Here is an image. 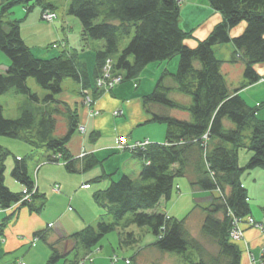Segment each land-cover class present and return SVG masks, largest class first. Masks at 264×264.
Listing matches in <instances>:
<instances>
[{
	"label": "trees",
	"instance_id": "obj_1",
	"mask_svg": "<svg viewBox=\"0 0 264 264\" xmlns=\"http://www.w3.org/2000/svg\"><path fill=\"white\" fill-rule=\"evenodd\" d=\"M30 1L0 0V50L10 60L7 69L0 72V98L14 89L32 101H44V105L24 108L17 118H7L0 101V135L24 139L33 149L45 147L51 152L50 162L63 160L65 167L75 172L78 160L70 154L67 143L79 126V117L75 109L56 99V95L62 92L67 78L87 88L91 83L85 67L73 55L65 52L47 58L35 55L22 36L20 21L5 19L17 4H26L31 10ZM208 1L223 20L195 47H189L186 40L192 31H185L180 25V0H71L67 12L80 20L83 39L105 43L96 51L95 79L102 74L108 58L113 60L115 73L130 81L150 64L178 56L177 70L164 71L143 101L148 111L152 104L188 112L189 118L153 114V121L166 125L165 141L154 142L138 153L143 160L138 179L124 174L111 179L104 190L95 192L96 202L105 210L100 220L95 226L88 225L69 236L75 242L69 252H62L56 243H51L48 264L61 259L78 264L80 247L90 251L117 227L128 228L131 224L148 227L156 237L152 245L178 254L181 264L240 263L242 253L231 232L236 219H244L252 212L242 174L264 169V119L259 117L264 101L250 105L240 91L260 80L255 66L264 63V0ZM34 2L41 5L42 12L55 8L50 2ZM242 23L246 24L244 31L232 37L231 30ZM129 37L130 41L122 48L121 44ZM229 42L235 47L231 61L244 63V81L235 89L230 88L222 71L223 61L214 51L215 46ZM29 78H34L48 92L43 99L32 92ZM167 78L173 85L166 84ZM173 92L189 96L190 102L171 98ZM58 115L66 117L68 127L60 136L56 134ZM246 131H250L248 146L244 142ZM243 147L251 153L248 162L241 165L239 150ZM9 153L0 145V207L8 209L21 201L32 212L41 211L46 195L39 193L38 188L28 201L23 199L24 191H13L5 184ZM80 161L82 172L102 164L95 154L81 157ZM189 167L197 172L195 184L200 189L218 192L203 208L201 229L202 235L217 245L216 252L209 251L189 232L186 218L178 219L157 209L163 199L172 197L176 179L185 176ZM11 174L27 192H32L36 181L29 174L26 158L15 159ZM102 179L103 176L97 180ZM5 225L4 221L0 223V234L4 233ZM126 234L125 241L136 242L133 232ZM35 235L47 241L50 233L41 230ZM71 255L75 258L70 259ZM136 256L137 253L128 264H137ZM259 264H264V250Z\"/></svg>",
	"mask_w": 264,
	"mask_h": 264
},
{
	"label": "crops",
	"instance_id": "obj_2",
	"mask_svg": "<svg viewBox=\"0 0 264 264\" xmlns=\"http://www.w3.org/2000/svg\"><path fill=\"white\" fill-rule=\"evenodd\" d=\"M204 2L208 3L207 0ZM195 7L194 0H185V7H183L182 4L180 6V9H183L182 12L188 11V14L194 17V25L190 26V28L186 27V29L193 30L199 19L198 11ZM40 10L42 14V9ZM53 10H55L58 15L56 6ZM206 10L208 18L203 20L204 25L206 24L203 29L205 35L209 34L215 28V26L223 20V16L220 12L216 10L213 11L212 9ZM54 23V27L51 25L52 29L50 30L49 35H46L47 38H44L43 34H40L39 30H36V28L40 26V23L33 20L30 21L33 31L25 32L24 28L21 26L22 36L26 43L31 47L34 54L36 50L42 51V54L40 55L44 57L43 55H45V51L43 52V50L54 48L57 50V54L65 52L68 55H73L76 58L78 64L80 63V66H83L84 60L81 58L78 59L79 57H76L75 53L73 52L74 48H72L70 44L71 40L73 39V37H71L70 30L72 27L71 20L66 16L60 17L58 15V19ZM245 27L246 24L242 23L236 28L232 29L230 33L231 36H239L244 31ZM198 31H194L193 37L186 41L187 46L195 47L200 40L206 38L201 35L203 31ZM80 32L82 35L81 25ZM57 40H63L64 42L59 44V42H56ZM82 41H84V43L87 45L92 43L90 40H84L83 36ZM104 44L105 43L102 42L101 47L98 50L102 49ZM225 44L226 45L222 44L219 45L218 48H215V52L216 55L223 61V73L232 76V66L229 63L227 57L229 55L228 51L232 54L235 50V47L231 42ZM58 47H60V49H58ZM1 60L3 66H0V72H4L10 64V60L3 59L2 57ZM169 64H171L170 60L159 62L157 65L156 63H152L144 69L138 78L127 82L124 81L117 85L112 91L97 92L96 95L94 94V100L96 101L95 107L100 111L98 116L91 115V109L88 107L89 105L86 106L84 96L81 93L82 84L79 82L75 83L77 84L76 86L78 96L74 95L71 99L72 103H70L74 106L72 109H75L78 113L79 125L85 127V131L83 132L77 128L67 143V148L69 149L70 154L74 159L78 160L76 162L77 170L75 172H71L66 167L65 169L66 172L68 171L70 174H78L79 177H75L73 179L74 183L69 184L72 179L71 177H67L65 175V171L63 169H60L62 167L57 166L55 170L58 173L55 171L56 175L49 174L52 167L43 165L39 168L37 171V187L39 193L46 195V201L48 195L50 200L53 201V207L50 209L52 211L51 213H47L43 211V208L39 212H32L26 206L17 205L13 206L12 209L0 211V223L4 221L6 224L4 233L0 234V264H48V260L52 254L50 247L51 243H56V247L62 252L71 251L75 242L69 239V236L80 231L88 225L95 226L93 222L99 221L100 216L105 211L101 205L98 204V206L96 204L97 202L95 203V192L104 190L108 186L111 179H118L124 174L131 177L129 174L130 171H136L135 174H137V179L139 178V174L142 169L141 163L134 160V157L128 153V151L122 153L114 151L113 146L116 143L117 136L121 135L127 136L131 142L134 140H143L145 138H149L153 142L165 141L166 128L162 125L158 127L155 125L158 122L152 120L153 114L159 113L160 108L157 105L150 104L148 106L150 111H148L144 105L143 99L146 95L153 91L156 83L164 71H169L171 73L173 72V70L168 68ZM239 69V73H241L244 70V66L240 67ZM255 69L260 76V80L240 91V95L252 105H258L264 101V63L257 64ZM87 74L91 86H94L95 76L93 75L94 79H91L90 74L88 72ZM246 92L250 93V97L245 95ZM4 96H6V94L1 97ZM60 101L67 103L66 101H63L62 98ZM116 110H122L123 114L116 117L113 114V112ZM140 127L142 128L139 129ZM67 130L68 127L66 125L65 133ZM157 130H162L165 132L164 140L160 138V135L162 134H155ZM1 140L3 139L0 138V142ZM84 153L86 155L95 154L98 159L102 160V164L95 166L87 172H82L80 158ZM110 155H115L119 159L121 158V161H119L117 166H111L109 162H105L106 156ZM42 172L48 173L47 177H42ZM102 176L103 179L101 181L103 182V185L98 184L93 186V184H91L93 182H100L97 179ZM183 177L186 179L185 181H178V190H181L180 187H183V189L185 187L191 191L195 204L194 207L201 209V211L197 213L198 215H196L191 222V218H186V227L188 229L189 223L194 225V232L190 231V228L188 230L195 238L200 237L201 240V238H203L201 229L205 217L203 208L206 207L208 203H210L212 195L214 194L217 196L218 192L214 191L212 193L200 189L195 184L198 178L197 172L192 168H190ZM19 183H14L12 179H8L7 181L9 188H13L16 192L25 191V186H23L21 183V185H19ZM86 184H90V187H83ZM56 185L59 186L58 191L54 189ZM244 185L247 188V192L249 191V187H252L250 184ZM252 193L254 194V192ZM207 198L209 200H207ZM255 200L257 201L256 203L261 204L260 206L257 204H251V216L256 219L257 225L249 224L246 221V218H244L243 222L240 224V228L243 231V236L241 239L235 240L242 253L239 264H259L261 261L262 252L264 250V192L261 193V195L257 194ZM67 201L69 202L68 207H66ZM251 201L252 198L250 197V202ZM73 205L78 210V217L77 213H70L73 211ZM83 209H85V211L89 210V216L86 218L83 216V218L80 219L79 216ZM69 215L70 218H66ZM168 215L181 219L179 218L180 216L174 214L173 212ZM41 230H49L50 235L48 240L45 241V243H41L40 240L33 243V237ZM67 238L69 240H67ZM148 248L149 247H140L136 252V257H141V254ZM144 256L141 258L140 263Z\"/></svg>",
	"mask_w": 264,
	"mask_h": 264
},
{
	"label": "rangeland",
	"instance_id": "obj_3",
	"mask_svg": "<svg viewBox=\"0 0 264 264\" xmlns=\"http://www.w3.org/2000/svg\"><path fill=\"white\" fill-rule=\"evenodd\" d=\"M34 1L35 0H31L30 1L31 3L28 4V5L33 4V7L31 10H28V6L26 4L15 5L11 9L10 13H8L5 16V19L6 20H19L20 25L24 28L25 32L33 31V28L30 24V21L33 20V21L39 22L40 26H38V28H36V30H39L40 34H43L44 38H47L46 35L48 36L50 33V30L52 29L51 25H53V27H54V25H55L54 22L58 19V17L53 22H49V21L43 19L42 15H41V10H40L41 5L38 4V2H34ZM204 1H206V0H194V7L196 6L195 8L198 11L199 19H198V21L194 27L195 29L193 28V30L192 29H186V27L190 28V26L194 25V22H193L194 17L191 16L190 14H188V11L182 12L183 9L180 11V25H181L182 29L185 31H190V30L192 31V35L188 39H191L193 37L194 31L195 32L198 30L203 31L201 35L204 36V38L207 37L212 32L211 31L209 34L205 35L203 29H204L206 24L204 25L203 20L204 19L206 20L208 18L206 9H212L213 11H215V9L210 5L208 0L207 1L209 4L204 2ZM46 2H50L57 7L58 15L60 17L66 16L67 18H69L71 20L72 27L70 28V30H71V37H73V39L71 40V43H70L71 47L74 48L73 52L75 53L76 57H79L78 59L81 58L84 60L83 66L85 67L86 71L90 74L91 79H94L93 75H94V70H95V65H96V50H98L101 47V43L104 41L103 40H90L93 43V44L91 43L90 45H87L84 43V41H82V35L80 32V25H81L80 20L78 18H76L75 16L69 15L68 12H66L68 10V7H69L71 0H43V3H46ZM181 4L183 5V7H185V0H180V6H181ZM199 5H202V6H199ZM206 6H209V7H206ZM51 10L55 12V10H53V9H51ZM28 34H30V33H28ZM63 40H57L56 42H59V44H60L61 42H64ZM129 41H130V37L126 38L123 41V43L121 44V47L124 48L128 44ZM224 45H226V44H224ZM218 47H219V45L215 46L214 51H216L215 48H218ZM58 49H60V47H58ZM44 51H45V53H44L45 55H43V56L44 57L46 56L45 58L57 55V50L54 48H49L48 50L47 49L43 50V52ZM35 54L37 56L42 57V55H40V54H42V51L36 50ZM215 54H216V52H215ZM228 54L229 55H228L227 59L229 60V63L232 66L231 68H232L233 74H232V76L225 74V73L224 74L226 76V79L228 81L230 88L235 89V88L240 87L244 81V77H243L244 70L241 73H239L240 72L239 68L244 66V63L242 61L232 62L231 58L233 56V53L231 54L228 51ZM1 57L3 59H8V57L5 55V53L0 50V66H3ZM170 61H171V64L168 65V68L173 70L172 73H174L177 70V66H178V56L176 58L170 60ZM157 64L158 63H156V65ZM79 65H81V64L79 63ZM96 79H95V83H96ZM125 82H127V81H125ZM165 82L168 85H173V81L170 78H167ZM75 83H76V81H74L71 78L65 79L63 81L62 92L59 93L58 95H56V99L61 100V98H62L63 101L67 102V104L70 108H74V106L71 104L72 103L71 99L73 98L74 95L78 96L77 86H76L77 84H75ZM28 86L31 88L32 92L38 94V96L41 99H43L45 97V95L48 93L46 90H44L43 88H41L37 84V82L35 81L34 78H29ZM94 86H89L88 88H90L93 92L97 91ZM86 88L87 87H84L82 85L81 93L84 96L85 104H86V106L89 105L88 107L91 109L90 110L91 115L98 116L100 114V111L95 107L96 101L95 100H93V101L88 100V95L84 91ZM245 95L249 96L250 93L246 92ZM169 96L175 100L182 102V103L190 102L189 96L178 93V92L170 93ZM0 101L4 105V108H5V114L4 115H6L7 118H17L20 115V113L23 111L24 108H34L37 105H39V106L44 105V101H40V102L32 101V100L28 99L27 96L17 93L14 89L10 90L6 94V96L1 97ZM250 105H252V104H250ZM75 106H76V104H75ZM61 110L66 112V109H64V108H61ZM117 111L121 112L122 110H116L113 112V114ZM159 113L173 114V116L179 117V118H189L188 112L176 110V109L160 108ZM122 114H119V116H121ZM11 116H15V117H11ZM259 117L264 119V108H262L259 111ZM66 125H67L66 117L63 115H58L57 116V125H56V134L59 136L64 135L65 130H66ZM155 125H157L158 127L160 125H162L166 128V125L164 123H162V124L157 123ZM80 127H81V125L78 126L79 129H80ZM141 128L142 127H140L139 129H141ZM155 134H162V135H160V138L162 140L165 139V132H163L162 130H160V131L157 130L155 132ZM244 134H245L244 142L248 146L249 145V138L248 137L250 135V131H246ZM121 136H125V135H121ZM121 136H117V138H116V143L113 146L114 151H116L118 153L128 151V153H130L134 157L133 159L136 160L137 162H140L142 165L143 160H141L137 156L138 153L140 151H145L149 147V145H151L154 142L151 141L149 138H145L143 140H134L133 142L148 141V145L144 149L138 148L136 150H130V149L121 150L120 148H118L119 138ZM125 137L128 139L127 136H125ZM0 138L3 139V140H1L0 145L3 146L5 149H7L10 152L7 159H6L5 184L7 186H8V184H7L8 179H12V181L14 183H17V184L19 183L18 181L15 180V178L11 174L12 166L14 165L15 159L17 157H23V158L27 159L29 174L32 176V178L35 181H37V175H38L37 171L43 165H46L48 167H52L50 169V172H49V174H51V175L52 174L56 175L57 171L55 169L57 168V166L62 167L60 169H63L65 171V175L67 177H71V179H72L69 184H73L74 183L73 179L75 177H79L78 174H75V173L70 174L68 171L66 172L63 160L61 162H58V163L50 162L48 160V156L51 155V152L48 151L47 148H45V147L33 149V147L31 146V143H29L28 141H26L24 139L11 138V137L2 136V135H0ZM129 142H131V141H129ZM250 153L251 152L246 147L245 148L243 147L239 150V163L241 165L246 164L248 162V160L250 158ZM84 156H86L85 153L82 155V157H84ZM106 161L109 162L111 166H117L119 161H121V158L119 159L115 155H110V156H106L105 162ZM188 170L189 169H187L186 173L188 172ZM135 172L136 171H130L129 172L130 176L133 179H137V174H135ZM258 173H261V174H258ZM47 175H48V173H46V172L41 173L42 177H47ZM254 178H257V179H254ZM185 179H186L185 177H178L176 179L175 189L173 191L172 197L170 199H163L157 209L164 211V212H167L168 214H171V212H173L174 214H177L178 216H180L179 218H181V219L182 218H191V220H190V222H191L194 219V217L196 215H198L197 213L200 212L201 209L194 207L195 204H194L193 195H192L191 191H189L185 187H184V189H183V187H180L181 190H178V187H177L178 181H180V180L185 181ZM242 180H243L244 184H246V185L250 184L252 186L251 188L249 187V191H248L250 197L252 198L251 204L252 205L257 204L260 206L261 204L256 203L257 201L255 200V198H256L257 194L261 195V193L264 192L263 191L264 169L263 168H256L253 170H248L242 174ZM91 184H93V186H96L98 184L103 185V182L102 181L93 182ZM19 185H21V184L19 183ZM37 188L38 187H37V183H36L32 192H27V190H25L24 191L25 195H24L23 199L30 201L32 198V195L36 192ZM11 189L14 190L13 188H11ZM54 189L56 191H58V189H56V186L54 187ZM92 191H94V190H92ZM72 192H74V191H72ZM252 192H254V194ZM47 195H48V193H47ZM26 198H28V199H26ZM207 200H209V199L207 198ZM52 203H53V201L50 200V197L48 195L46 205H45L43 211H45L47 213H51L52 210H50V209H51V207H53ZM95 203H96V201H95ZM210 203H211V201H210ZM210 203H208V205ZM21 204H22V202L19 201L18 203L12 205V207L15 205L24 206ZM96 204L98 205V203H96ZM68 205H69V202L67 201L66 207H68ZM12 207L8 208V209H12ZM72 208H73V211L70 213L71 214L77 213V217H78V212H77L78 210L75 208L74 205L72 206ZM1 210H7V209H3L2 207H0V211ZM88 212H89V210L85 211V209H83L79 218L82 219L83 216L86 218L87 216H89ZM66 218H70V215L67 216ZM97 222L98 221H94L93 224L96 225ZM193 228H195L194 225L189 223L188 229L190 231L194 232L195 229H193ZM47 231L49 232V230H47ZM127 232H133L134 237L137 239V241L136 242L133 241L131 243L130 242L128 243L127 241H125V239L128 238V235L126 234ZM198 239L200 240V237H198ZM38 240H40L41 243H45V240L41 239L37 235H35L33 237L32 242L35 243ZM155 240H156L155 235L152 233V231L148 227H139L135 224L129 225L128 228L127 227L124 228V227L119 226L114 231L105 235L101 239V241L98 243V245L95 246L90 251H87L83 247H80V249L77 252L79 255L78 257H80L78 264H128L129 260L136 255V252L139 250L140 247H146V248L149 247V248L141 254V257H138V258L136 257V263L137 264H138V262H139V264H156V263H159V264H181V257L178 254L172 253V252H164V251L158 250L156 247H154L152 245V243ZM201 242L211 252H216L218 249L217 245L214 243V241L211 238L205 237L204 235H203V238H201ZM71 256L72 257H70V259L75 258L74 255H71ZM143 256H144V258L142 259V261L140 263V260ZM55 264H69V263H66L64 261V259H61V260L57 261Z\"/></svg>",
	"mask_w": 264,
	"mask_h": 264
},
{
	"label": "built area",
	"instance_id": "obj_4",
	"mask_svg": "<svg viewBox=\"0 0 264 264\" xmlns=\"http://www.w3.org/2000/svg\"><path fill=\"white\" fill-rule=\"evenodd\" d=\"M57 17H58L57 13L52 11L51 9H47L44 12H42V18L49 22L55 21ZM123 81H124V75L121 73H115L114 68H113V60L111 58H108L103 67L102 74L96 79V83L94 87L96 88L97 92H109V91H112L117 85H119ZM84 91L88 95L89 101H93L95 99L94 92L90 88H86ZM122 113H123L122 111L121 112L117 111L114 114L116 116H119V114H122ZM80 130L84 132L85 127L81 126ZM147 145H148V141L129 142V140L125 136H121L119 138L118 148H120L121 150H124V149L136 150L138 148L144 149ZM55 157L59 158L60 156L56 155ZM83 187L89 188L90 185L86 184ZM56 189L59 190L58 185H56ZM242 221H243V218L236 219L235 221V227L233 228L231 232V237L234 241L241 239L243 236V231L240 228V224ZM246 221L251 225H257V221L251 215L246 217Z\"/></svg>",
	"mask_w": 264,
	"mask_h": 264
}]
</instances>
